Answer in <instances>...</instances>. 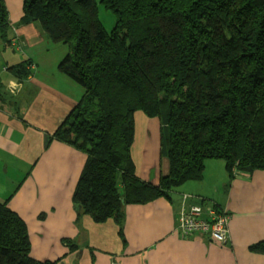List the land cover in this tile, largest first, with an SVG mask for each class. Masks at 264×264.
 Masks as SVG:
<instances>
[{
    "label": "trees",
    "instance_id": "1",
    "mask_svg": "<svg viewBox=\"0 0 264 264\" xmlns=\"http://www.w3.org/2000/svg\"><path fill=\"white\" fill-rule=\"evenodd\" d=\"M100 4L116 16L110 33ZM22 23L69 48L59 70L85 91L47 134V147L59 141L87 157L78 216L113 220L126 244V207L172 201L204 179L208 160H223L231 180L264 171V0H26ZM0 31H9L4 0ZM26 65L12 70L27 78ZM137 112L162 124L169 170L159 184L137 173ZM249 250L264 255V242ZM31 252L26 222L0 202V264H56Z\"/></svg>",
    "mask_w": 264,
    "mask_h": 264
},
{
    "label": "crops",
    "instance_id": "2",
    "mask_svg": "<svg viewBox=\"0 0 264 264\" xmlns=\"http://www.w3.org/2000/svg\"><path fill=\"white\" fill-rule=\"evenodd\" d=\"M25 1L4 0L9 31L5 37L0 31V202L9 201L26 222L31 257L56 264H264V255L249 250L264 242V171L234 180L218 171V186L208 183L217 169L208 160L202 182L186 184L172 193V201L160 198L126 207V244L113 220L99 224L78 216L74 193L87 157L59 141L47 147V134L59 129L85 91L59 70L69 48L22 23ZM26 63L30 76L21 78L12 68ZM134 162L140 178L154 184L169 170L167 159L154 176L142 172L148 164L140 170ZM189 193L186 208L231 213L226 245L209 235L184 237L177 231L182 195Z\"/></svg>",
    "mask_w": 264,
    "mask_h": 264
},
{
    "label": "rangeland",
    "instance_id": "3",
    "mask_svg": "<svg viewBox=\"0 0 264 264\" xmlns=\"http://www.w3.org/2000/svg\"><path fill=\"white\" fill-rule=\"evenodd\" d=\"M99 20L102 24V27L104 30L108 33L112 32L113 28L116 25V16L109 10H107L103 5H99ZM135 123H136V133H135V143L133 146V159L136 161L139 169L141 170L142 167L145 165H149V168L146 172V174H149L151 176H154L157 172V167L162 166V161L166 159L162 156V146H161V134H162V128L161 123L158 118H148L144 113L137 112L135 115ZM161 128V130H160ZM161 132V133H160ZM216 164V172H214V175L210 177L208 183L216 182L219 185H222V179L221 177L218 178V171H220V174H224L226 172L225 168V162L223 160H214L213 161ZM220 165V166H219ZM215 177L217 179H215ZM202 181H200L201 183ZM184 187H187L186 184L182 187L178 188L176 192H180L181 190H184ZM174 192V193H176ZM191 194H183V200L180 207H184L186 202L188 200L185 199V197ZM181 218V215H177L176 221L178 222ZM178 228V224L177 227ZM178 231V229H177Z\"/></svg>",
    "mask_w": 264,
    "mask_h": 264
},
{
    "label": "built area",
    "instance_id": "4",
    "mask_svg": "<svg viewBox=\"0 0 264 264\" xmlns=\"http://www.w3.org/2000/svg\"><path fill=\"white\" fill-rule=\"evenodd\" d=\"M188 199V195L185 197ZM186 206V205H185ZM181 209V218L177 222L178 232L184 237L196 234L209 235L213 241L226 245L229 241L231 214L227 209L211 207L205 210L201 206Z\"/></svg>",
    "mask_w": 264,
    "mask_h": 264
},
{
    "label": "clouds",
    "instance_id": "5",
    "mask_svg": "<svg viewBox=\"0 0 264 264\" xmlns=\"http://www.w3.org/2000/svg\"><path fill=\"white\" fill-rule=\"evenodd\" d=\"M12 87H13V88H15V87H16V85H15V84H13V85H12Z\"/></svg>",
    "mask_w": 264,
    "mask_h": 264
}]
</instances>
